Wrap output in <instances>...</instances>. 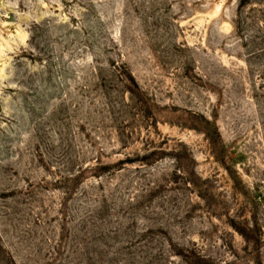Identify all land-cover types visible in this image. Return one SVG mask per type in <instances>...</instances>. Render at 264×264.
<instances>
[{
  "label": "rangeland",
  "instance_id": "obj_1",
  "mask_svg": "<svg viewBox=\"0 0 264 264\" xmlns=\"http://www.w3.org/2000/svg\"><path fill=\"white\" fill-rule=\"evenodd\" d=\"M0 264H264V0H0Z\"/></svg>",
  "mask_w": 264,
  "mask_h": 264
}]
</instances>
